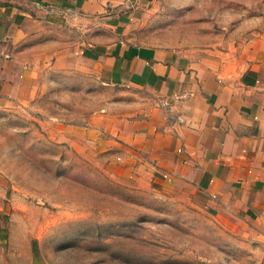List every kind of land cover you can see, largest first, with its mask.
Segmentation results:
<instances>
[{"label":"rangeland","instance_id":"rangeland-1","mask_svg":"<svg viewBox=\"0 0 264 264\" xmlns=\"http://www.w3.org/2000/svg\"><path fill=\"white\" fill-rule=\"evenodd\" d=\"M152 5L130 26L136 44L232 58L264 38V0ZM149 105L65 59L45 68L31 101L0 105V176L26 264H264V246L155 189L132 149L103 152L75 132L103 116L138 120Z\"/></svg>","mask_w":264,"mask_h":264},{"label":"crops","instance_id":"crops-1","mask_svg":"<svg viewBox=\"0 0 264 264\" xmlns=\"http://www.w3.org/2000/svg\"><path fill=\"white\" fill-rule=\"evenodd\" d=\"M154 2L0 0V105L31 101L41 73L63 59L147 94L138 120L103 116L76 134L103 152L132 149L155 189L264 246V38L232 58L136 44L130 26ZM6 184L0 176V264H24Z\"/></svg>","mask_w":264,"mask_h":264}]
</instances>
